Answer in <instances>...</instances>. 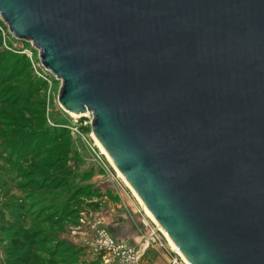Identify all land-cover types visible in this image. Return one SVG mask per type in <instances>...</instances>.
<instances>
[{"label": "water", "instance_id": "1", "mask_svg": "<svg viewBox=\"0 0 264 264\" xmlns=\"http://www.w3.org/2000/svg\"><path fill=\"white\" fill-rule=\"evenodd\" d=\"M188 264H264V0H0Z\"/></svg>", "mask_w": 264, "mask_h": 264}, {"label": "rangeland", "instance_id": "2", "mask_svg": "<svg viewBox=\"0 0 264 264\" xmlns=\"http://www.w3.org/2000/svg\"><path fill=\"white\" fill-rule=\"evenodd\" d=\"M59 86L0 19V264H121L94 242L104 231L132 247L135 217L185 264L100 151L91 115L59 105Z\"/></svg>", "mask_w": 264, "mask_h": 264}, {"label": "built area", "instance_id": "3", "mask_svg": "<svg viewBox=\"0 0 264 264\" xmlns=\"http://www.w3.org/2000/svg\"><path fill=\"white\" fill-rule=\"evenodd\" d=\"M94 242L95 249H104L112 254V258L116 259L121 264H138V259L143 250H145L150 244L158 242L157 233L150 231L144 238L139 248L129 247L119 242H115L108 233L101 231L96 236ZM111 258V259H112Z\"/></svg>", "mask_w": 264, "mask_h": 264}, {"label": "crops", "instance_id": "4", "mask_svg": "<svg viewBox=\"0 0 264 264\" xmlns=\"http://www.w3.org/2000/svg\"><path fill=\"white\" fill-rule=\"evenodd\" d=\"M128 217L129 219H133L135 216L133 215ZM133 220V223L131 222L130 224V231L128 232L132 239H128L126 242L132 245V247H139L149 231H147V228L142 229V226L139 228L137 223L141 221L140 219L138 221L135 217ZM143 222L145 223L146 220ZM144 226H146V224H144ZM138 262V264H179L167 250L162 248L160 243L151 244L145 250H143L140 254Z\"/></svg>", "mask_w": 264, "mask_h": 264}, {"label": "bare ground", "instance_id": "5", "mask_svg": "<svg viewBox=\"0 0 264 264\" xmlns=\"http://www.w3.org/2000/svg\"><path fill=\"white\" fill-rule=\"evenodd\" d=\"M67 113H68L71 117L76 118L75 116L71 115L69 112H67ZM94 139H95V138H94ZM95 141H96V139H95ZM96 143H97V142H96ZM97 146L100 148V151L105 155V151L103 150V148H102L100 145H97ZM107 160H108V162L110 163V165L112 166V161H111V159H107ZM113 168H114V170H115L117 176L120 177V178L124 181V183L127 185L126 181L124 180L123 176L119 173V171H118L115 167H113ZM127 186H128V185H127ZM128 187H129V186H128ZM129 189L132 191L133 195L136 197V199H137V200L139 201V203L141 204V206H142V208H143V210H144L146 216H147L150 220H152L154 224L158 225L157 222L152 218L151 213L145 208V206L142 204V202L138 199V197L136 196V194L134 193V191H133L130 187H129ZM158 226H159V225H158ZM157 228H158V227H157ZM159 228H160V230H159ZM159 228H158V230L161 231V232L164 234V236H165V238L167 239L168 244L170 245V247L172 248V250H173L174 252H176L179 256H181V259L183 260V263L188 264V263L186 262V260L183 258V256L180 254V252L177 250V248L172 244L170 238L166 235V233L163 231V229H162L160 226H159Z\"/></svg>", "mask_w": 264, "mask_h": 264}]
</instances>
